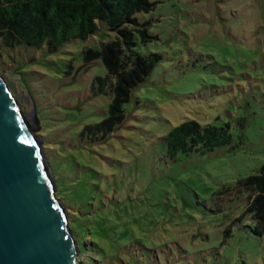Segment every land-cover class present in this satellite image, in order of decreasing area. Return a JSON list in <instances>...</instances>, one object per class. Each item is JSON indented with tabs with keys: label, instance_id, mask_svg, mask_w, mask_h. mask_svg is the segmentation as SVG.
Instances as JSON below:
<instances>
[{
	"label": "rangeland",
	"instance_id": "rangeland-1",
	"mask_svg": "<svg viewBox=\"0 0 264 264\" xmlns=\"http://www.w3.org/2000/svg\"><path fill=\"white\" fill-rule=\"evenodd\" d=\"M136 16L148 36L134 49L159 59L105 137L82 132L108 115L105 45L120 33L99 22L55 49L0 42V75L35 132L74 264H264L251 190L238 185L264 164V0H158ZM88 49L101 55L87 60ZM189 119L228 125L231 142L170 158L165 137Z\"/></svg>",
	"mask_w": 264,
	"mask_h": 264
},
{
	"label": "trees",
	"instance_id": "trees-1",
	"mask_svg": "<svg viewBox=\"0 0 264 264\" xmlns=\"http://www.w3.org/2000/svg\"><path fill=\"white\" fill-rule=\"evenodd\" d=\"M157 2L0 0V42L6 47L23 45L40 48L47 45L49 49H55L71 38L95 33L99 22H106L111 31L120 33L121 43L115 39L105 45L106 50L112 51V56H106L105 52L104 64L108 76L115 78L114 97L108 115L100 122L87 125L82 132L92 135L100 133L105 137L123 122L125 103L159 59L157 53L142 55L134 49L136 33L148 36L147 23L140 22L136 14L154 9ZM100 55L98 50L86 51L87 60L99 58ZM165 140L168 156L175 158L180 153L209 152L231 142V134L228 125L220 127L189 119L172 127ZM238 185L251 190L247 210L253 216L255 232L264 233V164L256 173L238 180ZM89 259L97 263L91 256Z\"/></svg>",
	"mask_w": 264,
	"mask_h": 264
},
{
	"label": "water",
	"instance_id": "water-1",
	"mask_svg": "<svg viewBox=\"0 0 264 264\" xmlns=\"http://www.w3.org/2000/svg\"><path fill=\"white\" fill-rule=\"evenodd\" d=\"M53 191L35 132L0 75V264H74Z\"/></svg>",
	"mask_w": 264,
	"mask_h": 264
},
{
	"label": "bare ground",
	"instance_id": "bare-ground-1",
	"mask_svg": "<svg viewBox=\"0 0 264 264\" xmlns=\"http://www.w3.org/2000/svg\"><path fill=\"white\" fill-rule=\"evenodd\" d=\"M15 100V99H14Z\"/></svg>",
	"mask_w": 264,
	"mask_h": 264
}]
</instances>
